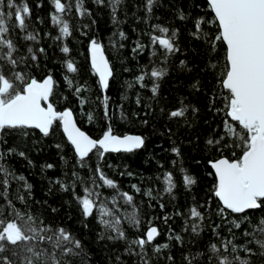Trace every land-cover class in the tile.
Returning <instances> with one entry per match:
<instances>
[{"label":"trees","instance_id":"trees-1","mask_svg":"<svg viewBox=\"0 0 264 264\" xmlns=\"http://www.w3.org/2000/svg\"><path fill=\"white\" fill-rule=\"evenodd\" d=\"M26 2L31 10L27 31L37 35V40H25L26 33L12 27L14 19L9 23L8 38L17 48L14 56L18 60L23 58L16 71L37 80L51 74L56 81L51 103L58 111L70 109L80 128L92 138L99 139L111 126L116 135L144 137L145 144L129 153H106L103 159L94 152L82 167L59 122L48 136L35 129L6 130L0 134V152L4 153L0 165L12 175L5 177L0 172V182L5 178L9 181L7 199L0 195L3 213L0 218H14L9 215L12 209L8 201H11L16 210L31 214L53 231L63 227L83 248L79 256L63 257L70 264H143V259H147L148 264H188L185 257H194L193 264H218L210 246L215 243L221 247V242L226 240L240 247L236 253L231 252V245L228 252L221 247V255L229 259L239 256L248 259L250 264H264L260 249L248 243L253 237L244 235L246 231H255L256 238H261L256 225L264 217V210L249 211L247 219L245 214L225 212L221 215L218 212L221 205L213 195L215 178L214 174H209L213 170L208 162L221 155L235 158L232 153L238 157L241 151L232 148L221 152L207 144L209 139L224 136V120L230 119L222 111L227 93L219 85L226 63L225 46L218 44L212 51L194 27L196 20L203 18L206 21L202 25L204 33L214 36L218 31L216 25L210 23L213 13L207 0H154L151 12L147 11L146 0H121L115 22L109 0H104L103 4L83 0L84 8L90 13L83 16L76 10V0H62L70 5L64 19L69 23L71 36L60 39H56L60 36L58 26L51 22L54 12L51 0ZM4 11H8L6 6ZM181 15L185 18L181 19ZM156 26L168 28L169 36L176 33L178 51L168 54L159 45H152L151 36L161 35ZM120 32L125 34L123 39ZM92 39L103 46L113 71L106 90L107 117L104 94L89 64L88 46ZM138 42L143 47L133 51ZM65 45L70 48L68 54L61 50ZM41 48L43 52L39 51ZM33 54L37 56L35 61L31 59ZM69 59L77 65V73H67L65 62ZM0 63L11 75V66ZM154 67L165 70L166 74L159 80L146 76L142 87L137 78L144 72L150 73ZM65 75L73 80L72 88L67 85ZM154 84L158 85L155 96L151 91ZM75 86H83L78 95ZM81 99L85 101L83 105ZM182 107L187 109L183 117H170L172 111ZM88 114L93 117L91 121ZM24 131L28 134L23 135ZM225 142L232 143V140L225 137ZM173 148L180 150V156ZM20 152L25 155L20 156ZM49 164L53 167L48 168ZM98 165L106 177L116 182L117 188L103 185L96 172ZM181 168L195 179V184L185 187ZM167 172L173 174L176 184L172 193L164 191L163 177ZM13 176H23L25 180ZM25 182L31 185L30 190L24 187ZM61 184L67 186L66 191ZM86 187L99 193L97 205H106L120 219L126 239L109 240L107 237L114 233L100 223L98 211L94 210L87 218L83 215L76 197L85 195ZM149 190L151 196L147 195ZM3 192L4 186L0 183V193ZM124 192L133 196L131 205L120 195ZM21 196L23 201L19 199ZM194 206L202 212V222L190 219V209ZM133 211L140 220L138 226L126 219L125 214ZM234 222L240 227L236 228ZM193 223L199 225L197 233L192 231ZM150 226L156 227L160 235L145 246L143 258L129 254L126 251L129 243L144 237ZM177 235L181 240L174 238ZM164 244L168 248L159 253L154 251L156 246ZM244 245L256 254L249 256L243 251ZM41 247L53 251L49 244ZM131 247L135 253L140 252L136 245ZM7 254L12 258L10 252ZM56 255L60 258L59 250Z\"/></svg>","mask_w":264,"mask_h":264},{"label":"snow or ice","instance_id":"snow-or-ice-1","mask_svg":"<svg viewBox=\"0 0 264 264\" xmlns=\"http://www.w3.org/2000/svg\"><path fill=\"white\" fill-rule=\"evenodd\" d=\"M121 0H109L112 6L113 18L115 22V13L117 6ZM54 12L51 14V22L54 26H58L60 36L67 38L71 36L69 23L64 19V14L70 10V5L62 2V0H51ZM96 3L103 4L104 0H96ZM154 0H146V8L148 12L152 11ZM207 4L213 13V23L217 27V33L209 36L202 30V25L206 23L203 18H198L195 22L196 33H199L207 43L210 44L211 50L215 51L218 44L225 46L226 63L224 70L220 74V87L226 91L224 97L225 106L222 111L227 118L224 120V136L219 139H209L207 144L216 147L223 152L225 149L239 148L241 155L236 157L235 152L229 158L221 155L215 160L208 163L213 170L210 175L214 174L215 183L213 195L220 203L218 212L223 215L225 212L232 214H245L250 210H264V0H207ZM8 9L7 12L4 8ZM76 10L83 16L87 13L84 8L83 0H76ZM31 16V10L26 0L17 3L16 0H0V61L6 62L11 66V75L4 71V65L0 63V134L6 130H39L43 136H48L53 130L54 125L59 122L66 135L68 142L71 144L78 162L81 166L86 165V160L90 158V154H97L99 159H103L106 153L132 152L135 149L144 147L145 139L139 135H116L113 128L109 126L99 139H94L87 133L77 127L73 118V113L69 109L58 111L50 102L53 95L56 81L51 74L42 80L34 77H28L22 71H16L20 61L14 56L17 51L13 40L8 38L10 32L9 23L14 19L13 28H19L25 32V40L36 41L37 35L28 32L27 21ZM181 19L185 17L181 15ZM156 30L161 35H152V45H159L166 53L171 54L178 51L175 45V35H168L169 29L166 27L156 26ZM124 38V33H119ZM143 45L139 42L133 51L141 49ZM62 52L70 53V48L64 46ZM32 53V49H28ZM43 52L44 49H39ZM90 57L91 69L98 76L101 90L105 91L109 88V80L113 75L112 68L108 59L105 57L102 45L96 40L90 41ZM155 55V52H153ZM33 61L37 60V56H31ZM67 73H77L78 67L71 59L65 62ZM215 67V65H213ZM165 70L153 68L150 73L144 72L137 79L141 86H145L143 81L146 76L159 80L165 75ZM69 88H72L73 80L69 76L64 77ZM83 90V86H75V93L78 95ZM158 85L154 84L151 88L155 96ZM108 96L103 97L105 107V116L108 112ZM81 105L84 100L81 99ZM139 103V99H137ZM186 108L174 110L170 113V117H183ZM93 119L88 114V120ZM147 123V121H145ZM27 135L26 131L22 132ZM225 137L232 140V143L225 142ZM57 147H60L57 145ZM9 149V152H12ZM172 151L180 156V150L173 148ZM24 156L23 152L19 153ZM4 158V153L0 152V160ZM175 163V162H174ZM48 168L53 165H47ZM0 172L5 177L12 175L3 165H0ZM99 179L104 186L109 188H117L114 180L106 177L99 165L96 168ZM183 183L185 187L195 184V179L184 172ZM131 175V173H129ZM14 179L24 181L23 176H13ZM163 182L166 185L164 191L172 193L176 184L171 172L164 174ZM4 186V192L0 193L5 199L8 196L9 181L5 178L0 182ZM25 188L31 189V185L25 182ZM136 188L139 192L140 189ZM63 190H67V186L61 184ZM85 195L77 196L76 199L81 205L82 213L87 218L93 215L94 210L99 212L100 223L110 230L114 235H109V240L126 239L125 232L120 227V219L114 216L113 210L106 205H97L99 193L93 189L85 188ZM125 203L131 205L133 196L127 192L120 193ZM147 195L151 196L149 190ZM23 201L24 197H19ZM115 203V199L113 200ZM8 206L12 209L9 215L13 219L0 218V264H70L69 260L63 259L68 256H79L83 252L82 244L75 239L63 227L52 230L49 226H45L43 221H37L31 214H24L16 210L8 201ZM163 207V205H161ZM3 216L0 211V217ZM126 219L134 226H138L140 220L135 211L125 214ZM105 217H113L105 219ZM168 218L165 217V220ZM190 219L193 221H203L204 216L197 207L190 209ZM235 227L239 228L240 224L234 222ZM199 225L192 224L193 233H197ZM215 231V230H214ZM256 231H259L261 238H256L254 232H245V236H252L253 239L248 243H254L260 249V255L264 256V217L259 219L256 225ZM51 232V235L47 233ZM160 233L154 226H150L144 237L132 240L126 251L129 254L141 255L143 258L145 246L151 244ZM104 237L101 236V239ZM172 238V237H170ZM177 241L181 240L179 235L174 237ZM49 244L53 251L49 252L48 248L41 245ZM132 245H136L139 253H135ZM231 245V252L236 253L240 246L233 243L232 240L221 242V247L228 252ZM11 246V247H9ZM221 247L217 244H211L210 249L216 257L218 264H250L248 259H241L235 256L229 259L227 255H221ZM168 248L167 244L156 246L154 251L159 253L162 249ZM56 250L60 251V258L56 255ZM79 250V251H77ZM243 251L249 256L256 253L252 248L243 246ZM11 253V257L7 253ZM169 259H172L169 257ZM188 264H193V258L185 257ZM119 260V257H117ZM143 264H148L147 259H143Z\"/></svg>","mask_w":264,"mask_h":264},{"label":"water","instance_id":"water-1","mask_svg":"<svg viewBox=\"0 0 264 264\" xmlns=\"http://www.w3.org/2000/svg\"><path fill=\"white\" fill-rule=\"evenodd\" d=\"M89 47H90V44H89V46H88V58H89V64H90V67H91V57H90V51H89ZM103 47V46H102ZM104 49V48H103ZM104 54H105V57L108 59V57H107V55H106V53H105V50H104ZM109 61V60H108ZM110 63V62H109ZM111 66V65H110ZM112 78V77H111ZM110 78V79H111ZM97 79H98V76H97ZM98 82H99V79H98ZM109 82H110V80H109ZM102 93L104 94V96L106 95V92L105 91H103L102 90ZM50 102H51V97H50ZM70 110V109H69ZM73 113V112H72ZM73 118H74V120L76 121V118H75V115H74V113H73ZM76 124H77V127H79L80 128V126L78 125V123H77V121H76ZM61 127V126H60ZM81 129V128H80ZM82 130V129H81ZM38 132H39V130H37ZM61 131H62V133H63V129H62V127H61ZM82 131H84V130H82ZM85 132V131H84ZM86 133V132H85ZM43 135V134H42ZM63 135L65 136V138H66V140H67V137H66V135L63 133ZM128 135H136V134H128ZM140 136V135H139ZM68 141V140H67ZM70 144V143H69ZM71 145V144H70ZM141 149V148H140ZM135 150H139V149H135ZM135 150H133V151H135ZM132 151V152H133ZM111 153V152H110ZM118 153H129V152H118ZM210 166V165H209ZM250 211H253V210H250Z\"/></svg>","mask_w":264,"mask_h":264}]
</instances>
